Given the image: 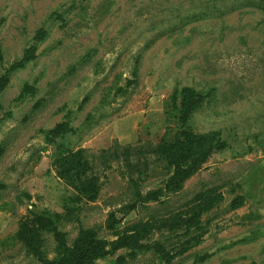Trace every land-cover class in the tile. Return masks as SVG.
Returning <instances> with one entry per match:
<instances>
[{
	"label": "rangeland",
	"instance_id": "1",
	"mask_svg": "<svg viewBox=\"0 0 264 264\" xmlns=\"http://www.w3.org/2000/svg\"><path fill=\"white\" fill-rule=\"evenodd\" d=\"M183 87L202 153L167 166ZM80 228L88 264H264V0H0V264Z\"/></svg>",
	"mask_w": 264,
	"mask_h": 264
},
{
	"label": "trees",
	"instance_id": "2",
	"mask_svg": "<svg viewBox=\"0 0 264 264\" xmlns=\"http://www.w3.org/2000/svg\"><path fill=\"white\" fill-rule=\"evenodd\" d=\"M180 94L185 96L186 102L184 104V110L179 118V129L175 131L173 138L164 135L160 141L149 150L152 153L162 154L167 159V166L172 163L182 166L181 164H184L189 158L194 162V160L202 153L200 151L199 144L202 143L201 140L203 135L192 133L189 126H187V120L190 113L201 104L204 99V95L188 87L181 88ZM60 126H63V124L59 123L57 125V127ZM118 148L122 150V154L125 155V157H128L134 149L133 146L128 145L123 147L115 146L112 149L104 150L97 158L102 159L108 155L115 158L119 156ZM73 155L78 156L79 159L86 157L85 150L83 149H79L77 152L71 154V156ZM77 166L80 167L82 164L78 162ZM59 173L62 177H64V170H60ZM175 182L178 184L179 181L175 180ZM83 192L89 194L90 198H94L97 192L96 186L93 185V182H91L90 185H83ZM92 237L93 231L91 229L80 228L78 237L79 241L73 256L70 258H64L60 264L90 263L96 255V249L90 245Z\"/></svg>",
	"mask_w": 264,
	"mask_h": 264
}]
</instances>
